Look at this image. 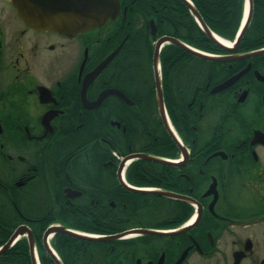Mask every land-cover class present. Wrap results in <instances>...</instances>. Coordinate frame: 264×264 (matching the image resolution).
Instances as JSON below:
<instances>
[{
  "label": "flooded vegetation",
  "instance_id": "af4514ba",
  "mask_svg": "<svg viewBox=\"0 0 264 264\" xmlns=\"http://www.w3.org/2000/svg\"><path fill=\"white\" fill-rule=\"evenodd\" d=\"M176 1L118 0L107 24L66 32L0 0V251L25 227L7 251L25 240L28 264H264V52L247 56L264 51V23L259 42L209 54L220 61L174 44L208 65L204 81L166 71L172 43L161 47L166 127L154 57L175 38L163 32ZM255 11L264 17V0Z\"/></svg>",
  "mask_w": 264,
  "mask_h": 264
},
{
  "label": "water",
  "instance_id": "95a60500",
  "mask_svg": "<svg viewBox=\"0 0 264 264\" xmlns=\"http://www.w3.org/2000/svg\"><path fill=\"white\" fill-rule=\"evenodd\" d=\"M11 1L18 8L19 15L26 24L41 30L50 29V30H60L66 32H85L107 24L109 20L115 19L119 13L118 0H11ZM181 1L185 3V5H187V7L191 10L197 22L199 23L200 27L203 29L204 33L206 34V36L210 40H212L220 49L224 51L237 50V47L239 46L252 19L253 0H247L246 5H248V11L244 16L241 28L236 36L235 41L232 43L233 44L232 46H227L225 41H221V39H219L218 36L207 26L201 14L190 0H181ZM166 43L175 44L178 47L186 50L187 52L201 58L220 61L226 57L210 56L209 54L207 55L205 53H202L198 50L189 47L187 44L183 43L182 41L172 37L165 36L157 41L155 46L154 68L156 74L158 103L163 118V122L165 123V126L168 127L169 123L165 113L161 82L157 71V67H158L157 60H158L159 52L161 47ZM263 52H264L263 50L261 52L260 51L252 52V53H248L247 56H256L257 54ZM171 135L174 137V139H176V141H178L177 137L173 133H171ZM134 158H142L146 160L172 164L171 162L148 155H135ZM140 192L154 193L157 195L168 196L179 200L186 198L178 194L167 193V192H150V191L148 192L140 191ZM26 230L27 228L20 227L15 232L11 240L0 251V255L6 252L11 247L15 239H17L20 235L27 232ZM54 232L68 234L71 236H77L79 238L94 240V241H102L109 239V237L99 238V239L82 237L79 236L78 234L73 233L72 231L69 230L67 231L64 228H51L46 232L45 236H48L49 234H53ZM144 232L156 233L155 231H144ZM123 235L124 234L116 235V236H112L111 238L116 239ZM29 236H30V243L32 244L33 237L31 235V232H29Z\"/></svg>",
  "mask_w": 264,
  "mask_h": 264
},
{
  "label": "trees",
  "instance_id": "16d2710c",
  "mask_svg": "<svg viewBox=\"0 0 264 264\" xmlns=\"http://www.w3.org/2000/svg\"><path fill=\"white\" fill-rule=\"evenodd\" d=\"M199 13L201 14L203 20L207 24V26L220 37L233 41L239 31L241 23L243 21L244 16V6L245 0H191ZM262 5V2H259ZM260 8V7H259ZM262 8V7H261ZM263 9V8H262ZM165 20L168 21V26L164 29V35H172L173 37L180 39L182 42L193 46L197 49H205L207 52L220 54L225 51L220 49L212 40H210L204 31L200 28L191 11L186 7L182 2L176 1V3L172 6V14L167 17ZM259 22L264 23V17L259 13H256L251 20L249 28L247 29L242 41L243 42H259L261 35L257 33L256 26ZM264 32V30H262ZM147 60L150 62L151 60V52L149 50L151 43H147ZM252 48V46H251ZM146 49V48H145ZM182 58L183 60H189L187 63V69L184 68V61H175L173 64L171 60L173 58ZM141 58V57H140ZM198 60L197 57L192 56L186 52H183L180 48L175 46L174 44H167L162 52V59L164 61V67L166 71H170L171 73L175 71V67L178 70V74H180V78L183 83L188 84L187 81L183 80L182 77H198L200 81H204L203 78L206 75V68L208 65H204ZM179 62V63H178ZM210 65H216V63H210ZM190 67V68H188ZM214 67V66H213ZM194 70L196 72H194ZM206 70V71H205ZM213 70L217 71L215 68ZM216 73V72H214ZM197 74V75H195ZM167 82L170 79L166 80ZM173 123H176V118L173 114H171ZM177 124V123H176ZM127 153L125 151L123 154ZM136 167L131 168L134 170ZM167 207H170L167 205ZM143 216H146V211L142 210ZM169 214V213H168ZM117 219L121 220L123 223L130 220V215H128L127 210H117ZM117 223V225L122 224ZM131 225H120L116 226V231H122L124 229L129 228ZM115 231V232H116ZM27 250V242L24 240H20L16 246L12 249L4 253L0 257V264H28V262L24 263L23 257H19L17 255L16 250ZM27 261V256H26Z\"/></svg>",
  "mask_w": 264,
  "mask_h": 264
},
{
  "label": "bare ground",
  "instance_id": "6f19581e",
  "mask_svg": "<svg viewBox=\"0 0 264 264\" xmlns=\"http://www.w3.org/2000/svg\"><path fill=\"white\" fill-rule=\"evenodd\" d=\"M247 11H248V5L246 6V13H247ZM218 38H219V36H218ZM219 39H221V38H219ZM221 41H225L227 46H231L230 41H227V40H224V39H221Z\"/></svg>",
  "mask_w": 264,
  "mask_h": 264
}]
</instances>
